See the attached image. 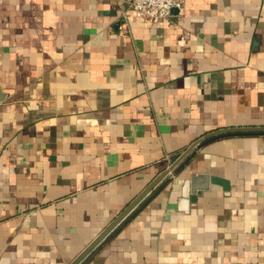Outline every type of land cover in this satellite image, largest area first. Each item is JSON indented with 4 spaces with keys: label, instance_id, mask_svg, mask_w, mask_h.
Segmentation results:
<instances>
[{
    "label": "crops",
    "instance_id": "crops-1",
    "mask_svg": "<svg viewBox=\"0 0 264 264\" xmlns=\"http://www.w3.org/2000/svg\"><path fill=\"white\" fill-rule=\"evenodd\" d=\"M120 2L0 0V264H71L192 143L264 127V0ZM85 264H264V135L196 150Z\"/></svg>",
    "mask_w": 264,
    "mask_h": 264
},
{
    "label": "water",
    "instance_id": "water-1",
    "mask_svg": "<svg viewBox=\"0 0 264 264\" xmlns=\"http://www.w3.org/2000/svg\"><path fill=\"white\" fill-rule=\"evenodd\" d=\"M1 100V98H0ZM264 135V127H243V128H228L221 129L209 133L186 149L176 161L160 175L154 179L148 187L71 263V264H85V262L93 255L106 241H108L115 232L133 215L135 210L145 202L154 192L157 191L163 184L173 180L175 175L180 171L185 163L192 157L196 150H199L205 144L224 139L232 136H261ZM196 185V190L205 192L208 191L211 185H219L223 191L229 190L228 183L217 177L199 174L195 180H186L183 183L182 189L184 194H190L191 190ZM193 193V192H192ZM191 193V194H192ZM190 194V195H191ZM188 196V195H187ZM194 198V195H191Z\"/></svg>",
    "mask_w": 264,
    "mask_h": 264
},
{
    "label": "built area",
    "instance_id": "built-area-1",
    "mask_svg": "<svg viewBox=\"0 0 264 264\" xmlns=\"http://www.w3.org/2000/svg\"><path fill=\"white\" fill-rule=\"evenodd\" d=\"M120 3L121 6L125 8L123 11L124 17L127 11L132 10L137 17L150 24L156 25L168 20L172 16L173 11H181L184 7L185 0H121ZM178 157L170 160L167 168H169Z\"/></svg>",
    "mask_w": 264,
    "mask_h": 264
}]
</instances>
